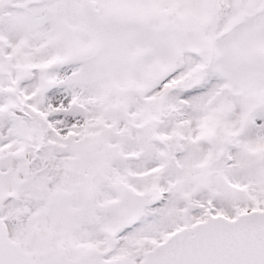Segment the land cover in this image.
Here are the masks:
<instances>
[{
	"label": "snow or ice",
	"instance_id": "snow-or-ice-1",
	"mask_svg": "<svg viewBox=\"0 0 264 264\" xmlns=\"http://www.w3.org/2000/svg\"><path fill=\"white\" fill-rule=\"evenodd\" d=\"M0 264H264V0H0Z\"/></svg>",
	"mask_w": 264,
	"mask_h": 264
}]
</instances>
